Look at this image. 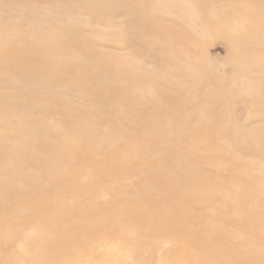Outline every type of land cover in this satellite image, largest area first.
Masks as SVG:
<instances>
[{
  "label": "rangeland",
  "instance_id": "obj_1",
  "mask_svg": "<svg viewBox=\"0 0 264 264\" xmlns=\"http://www.w3.org/2000/svg\"><path fill=\"white\" fill-rule=\"evenodd\" d=\"M0 264H264V0H0Z\"/></svg>",
  "mask_w": 264,
  "mask_h": 264
},
{
  "label": "bare ground",
  "instance_id": "obj_2",
  "mask_svg": "<svg viewBox=\"0 0 264 264\" xmlns=\"http://www.w3.org/2000/svg\"><path fill=\"white\" fill-rule=\"evenodd\" d=\"M251 10H254V9L251 8ZM246 18H247V17H246ZM56 198H57V197L51 198L49 201H50V203L52 204V206H55V208L57 209V210L54 209V211L59 212L58 202L56 201ZM46 207H48V205H45V204H43V203L41 204V203L37 202V203H31L30 206H29V209H30V211L32 210L33 214H34L36 217H38V215H39V211H41V210L44 211V215H45ZM35 216H34V217H35ZM61 229L63 230V226H62ZM59 233H60V231H59L57 234H59Z\"/></svg>",
  "mask_w": 264,
  "mask_h": 264
}]
</instances>
